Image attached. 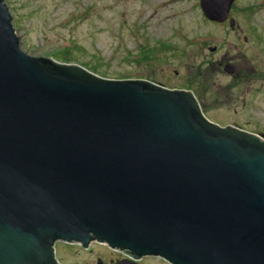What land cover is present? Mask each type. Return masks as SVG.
Segmentation results:
<instances>
[{
  "label": "water",
  "instance_id": "obj_1",
  "mask_svg": "<svg viewBox=\"0 0 264 264\" xmlns=\"http://www.w3.org/2000/svg\"><path fill=\"white\" fill-rule=\"evenodd\" d=\"M233 2L200 7L222 23ZM13 21L0 0V264H62L57 242L264 264L263 133L211 121L190 89L31 56Z\"/></svg>",
  "mask_w": 264,
  "mask_h": 264
},
{
  "label": "rangeland",
  "instance_id": "obj_2",
  "mask_svg": "<svg viewBox=\"0 0 264 264\" xmlns=\"http://www.w3.org/2000/svg\"><path fill=\"white\" fill-rule=\"evenodd\" d=\"M5 1L29 55L86 64L106 78L190 89L210 120L264 134V0H234V29L228 20L207 19L200 0ZM232 64L241 78L224 69ZM55 249L62 264H107L123 256L101 243L84 249L57 242ZM139 263L169 264L157 256Z\"/></svg>",
  "mask_w": 264,
  "mask_h": 264
},
{
  "label": "flooded vegetation",
  "instance_id": "obj_3",
  "mask_svg": "<svg viewBox=\"0 0 264 264\" xmlns=\"http://www.w3.org/2000/svg\"><path fill=\"white\" fill-rule=\"evenodd\" d=\"M229 22L231 21V20H233L232 18L231 19H229V17H228V19H227ZM227 20L225 21V22H222V23H226L227 22ZM212 23H218V22H212ZM230 25H231V23H230ZM231 28L232 29H234V26H232L231 25ZM261 32H263V34H264V28H262L261 29ZM262 38V37H261ZM261 43H262V41H260ZM263 47V49H264V46H262ZM213 49H214V47H213ZM230 63V62H229ZM218 64L219 65H222V62H218ZM228 64V63H227ZM233 66H234V68H235V70H234V72L233 73H235L236 72V66H235V64H232ZM224 69H225V67H224ZM251 71H248L247 70V73H250ZM232 73V74H233ZM242 74V70H237V77H240L239 75H241ZM263 74H264V71H263ZM241 78V77H240ZM195 93V92H194ZM195 95H196V93H195ZM196 97L198 98V100H199V102H200V104H201V106H202V108L204 109V111H205V113H206V110H205V107L202 105V102H201V100H200V98L196 95ZM206 115H207V113H206ZM213 121V120H212ZM214 122V121H213ZM121 254L123 255L120 259H116L115 261L114 260H110V262L109 263H107V264H114L115 262H117V261H119V260H123V259H126V258H129L127 255H125V254H123L122 252H121ZM138 263H139V261H138ZM140 264V263H139ZM170 264V263H169Z\"/></svg>",
  "mask_w": 264,
  "mask_h": 264
},
{
  "label": "trees",
  "instance_id": "obj_4",
  "mask_svg": "<svg viewBox=\"0 0 264 264\" xmlns=\"http://www.w3.org/2000/svg\"><path fill=\"white\" fill-rule=\"evenodd\" d=\"M64 61H65V60H64ZM70 61H71V60H70ZM82 65L85 66V67H87L88 69L92 70L93 72H95V73L101 75V76H106L105 73H101V72H99V70H98L96 67H89V66H87L86 64H82Z\"/></svg>",
  "mask_w": 264,
  "mask_h": 264
}]
</instances>
